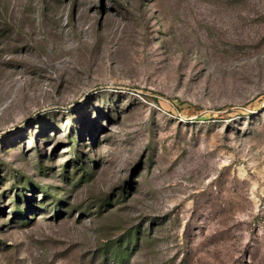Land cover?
Segmentation results:
<instances>
[{
    "label": "rangeland",
    "instance_id": "374dc122",
    "mask_svg": "<svg viewBox=\"0 0 264 264\" xmlns=\"http://www.w3.org/2000/svg\"><path fill=\"white\" fill-rule=\"evenodd\" d=\"M0 264H264V0H0Z\"/></svg>",
    "mask_w": 264,
    "mask_h": 264
}]
</instances>
